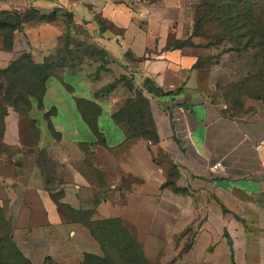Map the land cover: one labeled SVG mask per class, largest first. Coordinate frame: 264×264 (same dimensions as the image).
Segmentation results:
<instances>
[{"label": "crops", "instance_id": "crops-1", "mask_svg": "<svg viewBox=\"0 0 264 264\" xmlns=\"http://www.w3.org/2000/svg\"><path fill=\"white\" fill-rule=\"evenodd\" d=\"M0 10L29 16L10 48L0 42V69L25 53L55 56L74 28L104 55L67 61L41 103L5 118L0 206L33 264L102 254L58 203L120 219L151 264H264V114H230L201 89L196 63L207 50L191 0H0ZM140 98L147 137L115 118ZM42 151L67 167V179L48 180Z\"/></svg>", "mask_w": 264, "mask_h": 264}, {"label": "rangeland", "instance_id": "rangeland-1", "mask_svg": "<svg viewBox=\"0 0 264 264\" xmlns=\"http://www.w3.org/2000/svg\"><path fill=\"white\" fill-rule=\"evenodd\" d=\"M191 1L197 9L195 32L207 50L206 56L196 63L200 71L201 89L230 114L243 115L254 111L264 114V0ZM59 15L66 21L70 20L65 13ZM91 44L85 30H67L55 55L56 62L64 57L78 60L86 53L103 58L102 49ZM124 79L130 80L127 76ZM134 123L140 125L139 130H146L149 123L144 109L140 119L134 120ZM3 129L0 120V165L1 157L10 151L2 143ZM47 155V171L51 177L52 173L63 172L66 178L69 175L67 167H63L54 154ZM87 205H91L90 199ZM10 225L0 214L2 249L10 246Z\"/></svg>", "mask_w": 264, "mask_h": 264}, {"label": "trees", "instance_id": "trees-1", "mask_svg": "<svg viewBox=\"0 0 264 264\" xmlns=\"http://www.w3.org/2000/svg\"><path fill=\"white\" fill-rule=\"evenodd\" d=\"M34 13L37 19L45 18V16L39 15L38 12L34 11ZM28 20V15H23L17 11L0 10V42H3L6 48H10L14 32L20 29ZM187 43V41L184 42V45ZM55 57H49L44 62H36L31 54L25 53L7 68L0 69V120L3 122V135L5 132V118L9 110L12 108L22 115L27 114L31 109L32 100L42 102L47 81L54 75L56 70L65 66L67 61L74 60L73 58L64 57L56 62ZM144 100V98H140L137 105H132L129 101L115 115L118 121H127L134 126L133 134L135 137L151 135V121L149 118V125L145 131L139 130L140 125L136 126L134 123V120L140 119ZM90 122L94 127V120H90ZM47 156L46 152L42 151L37 164L50 181L52 177L47 171ZM53 196L59 202L56 195L53 194ZM58 205L65 219L82 221L101 244L102 254L87 253L82 264H151L145 259L141 248L120 219L95 218L94 210L77 212L68 205L62 203H58ZM0 214L5 222L11 224L9 231L10 246L6 249H2L0 246V264H33L14 243L12 221L7 218L5 210L1 206Z\"/></svg>", "mask_w": 264, "mask_h": 264}]
</instances>
